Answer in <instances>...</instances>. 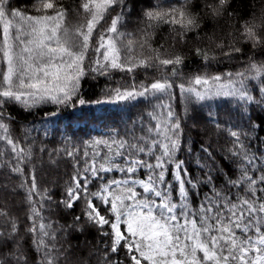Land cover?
Here are the masks:
<instances>
[{"label": "snow or ice", "instance_id": "6c2138e0", "mask_svg": "<svg viewBox=\"0 0 264 264\" xmlns=\"http://www.w3.org/2000/svg\"><path fill=\"white\" fill-rule=\"evenodd\" d=\"M229 6L230 0H154L134 33L124 27L129 0H78L81 21L72 26L58 0L15 6L14 0H0V142L16 161L14 172L24 174L31 149L12 138L10 105L83 106L84 77L113 72L132 81L108 90L103 102L154 100L148 123L133 121L107 138L59 150L72 161L73 174L56 206L73 210L82 204L71 223L45 218V202L53 197L38 187L34 174L21 185H27V232L40 264H60V238L85 226L104 238L102 264H264V139L253 137L264 130V19L241 18L231 26L230 39L189 49L206 68L223 63L221 58L239 68L204 71L180 83L185 56L151 43L162 25L178 42L192 32L199 36L206 19L233 16ZM141 68L167 72L147 80L152 73L146 71V82L137 83L133 74ZM177 95L184 101L179 112L172 103ZM215 100L235 102L243 123L222 127L218 114L209 111L205 122L229 138L228 147L218 157L200 145L203 155L196 158L185 125L193 120L195 128L196 105ZM256 109L254 118L250 112ZM0 217V264H29L32 249L20 243L16 220L3 209Z\"/></svg>", "mask_w": 264, "mask_h": 264}, {"label": "trees", "instance_id": "16d2710c", "mask_svg": "<svg viewBox=\"0 0 264 264\" xmlns=\"http://www.w3.org/2000/svg\"><path fill=\"white\" fill-rule=\"evenodd\" d=\"M68 9L67 23L69 26L80 23L77 15L78 0H58ZM31 0H14V6L30 4ZM131 12L125 21V30L138 33L143 27L142 12L151 6L154 0H129ZM229 11L219 21L206 19L202 23L200 35L189 33L184 42H178L168 29L167 25L157 28L151 40L153 47L161 44L167 51L185 56V64L181 67V76L176 78L180 83L188 77L204 71L214 73L216 71L235 70L240 67L236 61L229 62L225 58L223 63L212 62L210 67H205L198 57L193 56L189 49L202 45L207 47L213 40L221 41L230 39L231 26L242 22L243 19L256 18L259 23L264 19V0H230ZM114 14V13H113ZM212 37V40L209 39ZM258 59L260 57H257ZM246 60V56L243 57ZM152 75L147 80L158 79L165 75L155 69H138L133 74L137 83L146 82L145 72ZM132 81L126 73L113 72L111 77L89 73L81 81V95L86 104L78 103L74 107L57 106L51 102L38 103L36 106L25 109L19 105H10L9 110L15 118L11 123V133L14 140H18L21 146L31 149V157L22 165L24 174L20 175L12 170L16 163L7 145L0 142V209L16 220L20 231L18 237L25 250L32 249L29 254V264H40V257L34 251L32 236L27 232L28 217L31 215V206L27 200V185L21 187L25 181H30V174L36 177V183L42 190H47L52 195V201L45 202L42 210L46 219H51L63 225L71 223L73 217L81 215L82 204L78 203L73 210L57 207L55 201L62 198L64 188L73 174L72 161L59 151L62 148L75 144L77 147L85 141L98 138H107L113 130L124 131L131 127L133 121L141 119L148 123L147 112L152 110L154 100L137 98L133 101L105 103L106 93L110 89L126 87ZM101 101V103H97ZM173 106L179 112L184 107L183 99L177 95L172 101ZM211 111L218 114L221 126L243 123L236 108L235 102L226 100L209 101L206 105H196L195 123L188 120L185 125V135L196 153V158L203 155L199 151L200 145L210 146L212 151L221 156L228 147V137L213 124L206 123L204 117ZM259 109L250 114L255 118ZM139 127V124H137ZM260 136L264 139V130L253 133V137ZM257 147H261L260 141L254 140ZM43 149V151H41ZM264 150V148H262ZM184 154L181 153V158ZM191 159V157L189 158ZM4 218L0 217V226ZM94 227L85 226V230L71 231L60 238V243L65 250L60 264H102L104 245ZM7 252V250H5ZM123 259V253H121Z\"/></svg>", "mask_w": 264, "mask_h": 264}]
</instances>
